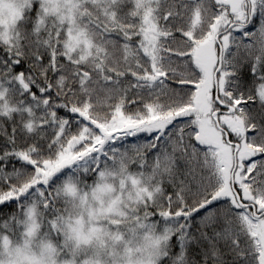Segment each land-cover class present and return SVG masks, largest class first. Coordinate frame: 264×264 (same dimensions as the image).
<instances>
[{"label": "snow or ice", "instance_id": "snow-or-ice-1", "mask_svg": "<svg viewBox=\"0 0 264 264\" xmlns=\"http://www.w3.org/2000/svg\"><path fill=\"white\" fill-rule=\"evenodd\" d=\"M0 264H264V0H0Z\"/></svg>", "mask_w": 264, "mask_h": 264}]
</instances>
